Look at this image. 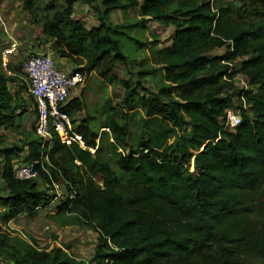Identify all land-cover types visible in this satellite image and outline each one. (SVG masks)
<instances>
[{
  "label": "trees",
  "instance_id": "trees-1",
  "mask_svg": "<svg viewBox=\"0 0 264 264\" xmlns=\"http://www.w3.org/2000/svg\"><path fill=\"white\" fill-rule=\"evenodd\" d=\"M20 1L51 40L54 57L72 61L84 80L95 73L125 90L119 104L108 99L102 108L100 127L113 139L107 158L87 118L74 127L86 146H97L94 153L67 146L55 134L44 143L34 134L21 160L16 158L23 146L0 148L6 190L0 191V220L6 224L49 206L50 195L37 187L42 180L66 189L67 196L53 203L57 211L76 214L96 232L95 264H264V0H252L251 18L248 6L226 0ZM78 4L95 13L94 25L75 17ZM135 6L140 20H110L112 11ZM144 17L170 25L173 37L151 52L155 67L137 71L132 84L114 68H130L120 36L143 26ZM223 47L224 54H213ZM1 68L0 57V127L11 128L26 109L10 91L14 79ZM7 69L15 74V66L8 63ZM156 71L163 83L152 89L143 80ZM239 73L255 92L238 94L239 107L243 96L250 115L242 113L229 130L225 112L233 107ZM63 109L75 123L84 102L73 98ZM138 112L145 140L135 148L128 142V117ZM16 162L33 163L38 178H15ZM3 262L88 264L61 247L37 249L2 236Z\"/></svg>",
  "mask_w": 264,
  "mask_h": 264
},
{
  "label": "rangeland",
  "instance_id": "rangeland-1",
  "mask_svg": "<svg viewBox=\"0 0 264 264\" xmlns=\"http://www.w3.org/2000/svg\"><path fill=\"white\" fill-rule=\"evenodd\" d=\"M233 2L236 6L245 7L246 15L251 18L252 0H226ZM82 4L77 5L75 17H84L88 12H85V8H81ZM92 16V15H91ZM91 23V19H87ZM112 21V16H110ZM113 22H115L113 20ZM134 23L126 21L124 23ZM35 22L28 16L26 11L20 7L18 0H0V52L6 48L10 43V36H19L21 33L29 31L35 32ZM135 27V26H134ZM130 27L125 30V34L120 36L122 52L128 56L131 66L127 68L122 64H117L114 68V72L120 78L128 79L132 84H135V74L139 70H151L155 67L152 60L153 47H162L164 43L172 37L173 28L170 25H163V27H155L148 35H142L140 28ZM134 28V29H133ZM29 30V31H28ZM138 30V33L135 32ZM159 31V32H157ZM37 34V33H36ZM39 36V35H38ZM41 37V36H40ZM36 39L37 43L44 45L41 42V38ZM43 40V39H42ZM139 41L143 42L139 44ZM149 43V46L146 44ZM49 45V44H48ZM51 45L47 49L50 48ZM143 48V49H142ZM145 50V51H144ZM227 51V48L218 49L213 52L214 55H221ZM20 52V50H18ZM135 58H143L142 64L136 65ZM147 58V59H146ZM2 65V64H1ZM14 73L7 72V69L1 68V72L5 76H10L14 79L9 85L11 93L16 100L25 105L26 111L23 115H19L14 125L11 128L0 127V148L10 147L12 145L23 146V151L17 156L16 160L23 159L27 154L26 142L34 139L33 124L35 122V107L32 98L29 95L27 89V81L24 75L20 72L19 66L16 63ZM237 67V63L233 64ZM144 84L152 89H157L162 83L163 78L161 72L156 71L153 74L146 75L143 80ZM238 87V86H237ZM239 89V88H238ZM88 96H84L86 118L89 120L92 129L100 134L99 143L103 145V157H108L110 150L108 148V141H113L109 131L106 128H101V122L103 120L102 108L105 102L109 99L114 104H119L124 95V87L121 83L115 82L113 84H107L101 79L96 77L95 73L92 74L89 79L88 86L86 88ZM233 107L238 109L240 113L249 114L247 108H239L238 93L236 89L234 92ZM242 104V103H241ZM241 109V110H240ZM103 130V131H102ZM128 130L129 137L128 142L133 147H139L140 141L145 140L142 135V120L141 114L138 112L128 117ZM146 135V134H144ZM13 156L12 159H14ZM3 157L0 156V169L2 166ZM15 161V160H14ZM110 163L113 165L112 161ZM96 180L99 184L102 183L101 177L97 176ZM37 187L41 190H46L50 195V204L45 208H40L32 216L20 215L13 218L6 224L0 220V239L2 236L7 238L17 237L32 244L37 249L46 248L49 250L52 247H61L64 251L73 255L75 258L85 260L88 264H95L94 254L96 251L97 234L94 229L79 220L76 214H68L65 211H57L53 203L63 200L67 196L66 189L63 185H59L57 188L54 186L48 187L42 180H37ZM0 191L6 192L5 183L0 178ZM77 217V218H76ZM92 260V261H91ZM91 261V262H90ZM1 264V263H0ZM2 264H6L3 262Z\"/></svg>",
  "mask_w": 264,
  "mask_h": 264
},
{
  "label": "built area",
  "instance_id": "built-area-1",
  "mask_svg": "<svg viewBox=\"0 0 264 264\" xmlns=\"http://www.w3.org/2000/svg\"><path fill=\"white\" fill-rule=\"evenodd\" d=\"M17 49V44L12 42L0 52L1 64L4 69H7L9 57ZM7 72L10 73L8 69ZM21 73L27 81L28 92L34 102L35 122L33 131L35 136L44 143L55 134L61 143L67 146L77 144L79 148L94 153L97 146H86L82 135L76 131L72 119L63 109L71 90L83 84L82 73L75 71V69L70 72L60 70L50 51L24 57L21 61ZM233 82L235 86H238L237 90L240 95H243L246 90L255 92L244 74H237ZM241 100V108H246L243 96H241ZM241 114L235 107H229L225 112L224 127L234 130L241 121ZM96 143H98V139H96ZM13 171L15 178L20 180L38 178V172L34 169L33 163L16 162ZM53 186L57 188L59 185L54 184Z\"/></svg>",
  "mask_w": 264,
  "mask_h": 264
},
{
  "label": "crops",
  "instance_id": "crops-1",
  "mask_svg": "<svg viewBox=\"0 0 264 264\" xmlns=\"http://www.w3.org/2000/svg\"><path fill=\"white\" fill-rule=\"evenodd\" d=\"M141 1L142 0H139V3H141ZM18 4L22 8V3L20 0H18ZM81 8H83V9L85 8V12H88V13H87V15H84V17H86V18L78 17V19L83 21L86 26L94 25L96 23L95 13L92 12L91 8L86 4H82ZM138 10H139V6L130 7L128 9H126L125 11H123L122 9H116L110 13V16H112V22L114 20L115 22H113V23H116V24H122L125 22V20L131 21V22H136V21L141 19V17L138 14ZM28 16L30 17L29 14H28ZM87 19H91L92 20L91 23ZM144 19H146V22L143 24V26H135L134 27V28H136V27L140 28L142 35L144 34V36L148 35L149 32L154 31L153 29L157 26L160 28L163 27V25L156 20H153V19L147 18V17H144ZM35 26L37 29V30H35L37 34L35 32L33 33L32 31L30 32L28 30L29 33L27 32V34L25 32H23V33H21V35H19L17 37L12 35V36H10V38H8L9 43H12V42L16 43L17 48H18L17 51L9 57V64L10 65L13 66V65H16V63L17 64L20 63L22 61V59L28 55H33V54L44 53V52L50 51V49H47V48L49 47V45H51V40L42 35L41 24L36 23ZM135 32L138 33V30H135ZM157 32H159V31H157ZM38 37L41 38V42H43L44 45L40 44V41L35 43L36 39H38ZM172 37H173V34H172ZM172 37L168 40V42L164 43V45H162V47L161 46L160 47L155 46V47H153V49L151 51L161 49L163 47L170 45L171 41H172ZM141 43H143V42L139 41V44H141ZM146 45L149 46V43H147ZM18 50H20V52H18ZM54 60H55L57 67L62 71L70 72L71 70L74 69V64L69 59L60 58L58 56H55ZM141 61H143V58H140V59L135 58L136 65L142 64ZM91 76H92V74L89 75L84 80V82L81 86L71 90L68 100L73 99V98H79L80 100H82L84 102V96H88L86 88L88 86L89 79L91 78ZM85 113H86V110H85V102H84V109L82 111L76 113L73 117L74 119H76L75 123H73L74 126L76 124H78V122H79L78 120L86 118Z\"/></svg>",
  "mask_w": 264,
  "mask_h": 264
},
{
  "label": "water",
  "instance_id": "water-1",
  "mask_svg": "<svg viewBox=\"0 0 264 264\" xmlns=\"http://www.w3.org/2000/svg\"><path fill=\"white\" fill-rule=\"evenodd\" d=\"M74 69H76V66L74 65Z\"/></svg>",
  "mask_w": 264,
  "mask_h": 264
}]
</instances>
